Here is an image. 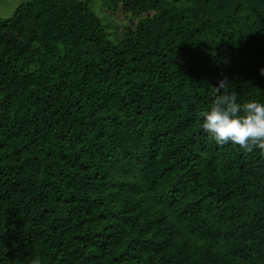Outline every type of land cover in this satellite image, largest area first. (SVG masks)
Wrapping results in <instances>:
<instances>
[{
    "label": "trees",
    "instance_id": "16d2710c",
    "mask_svg": "<svg viewBox=\"0 0 264 264\" xmlns=\"http://www.w3.org/2000/svg\"><path fill=\"white\" fill-rule=\"evenodd\" d=\"M261 68L264 0H23L0 18V264H264V154L199 116L225 78L264 101Z\"/></svg>",
    "mask_w": 264,
    "mask_h": 264
},
{
    "label": "clouds",
    "instance_id": "9594fccd",
    "mask_svg": "<svg viewBox=\"0 0 264 264\" xmlns=\"http://www.w3.org/2000/svg\"><path fill=\"white\" fill-rule=\"evenodd\" d=\"M259 71L264 75V68ZM227 84L226 78L218 81L211 107L199 113L202 131L217 144L264 154V101L240 103L236 95L223 93Z\"/></svg>",
    "mask_w": 264,
    "mask_h": 264
},
{
    "label": "rangeland",
    "instance_id": "374dc122",
    "mask_svg": "<svg viewBox=\"0 0 264 264\" xmlns=\"http://www.w3.org/2000/svg\"><path fill=\"white\" fill-rule=\"evenodd\" d=\"M22 1L23 0H0V18H8L12 16L16 7ZM105 11H107V14L105 15L113 19L112 27H117V25L121 23V21H119V19H121V16L114 15V12L111 9L106 8Z\"/></svg>",
    "mask_w": 264,
    "mask_h": 264
}]
</instances>
